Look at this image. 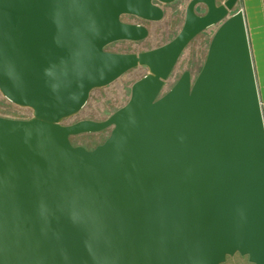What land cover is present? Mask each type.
Segmentation results:
<instances>
[{"label":"water","instance_id":"water-1","mask_svg":"<svg viewBox=\"0 0 264 264\" xmlns=\"http://www.w3.org/2000/svg\"><path fill=\"white\" fill-rule=\"evenodd\" d=\"M174 1L0 0V92L32 109L0 116V264H264V0H189L167 43L106 50L148 35L122 15L159 21ZM212 26L196 77L161 93ZM137 66L122 107L62 123Z\"/></svg>","mask_w":264,"mask_h":264},{"label":"rangeland","instance_id":"rangeland-1","mask_svg":"<svg viewBox=\"0 0 264 264\" xmlns=\"http://www.w3.org/2000/svg\"><path fill=\"white\" fill-rule=\"evenodd\" d=\"M189 0H175L172 3L162 5L164 16L159 21H146L132 15H122L125 22L143 24L148 29L146 38L139 41L120 40L106 46V50L113 52H140L158 47L171 40L181 29L185 6ZM220 1V0H219ZM199 14L205 12L204 5L196 8ZM215 26L206 29L196 35L184 48L161 93L166 92L185 70L189 71L194 79L200 71L206 57L210 38ZM147 68L137 66L123 73L110 84L93 89L89 97L78 113L63 119V124H71L82 119L104 120L114 111L122 107L130 97L131 85L147 73ZM32 115L29 107L14 104L0 92V116L14 119H27ZM111 127L94 133H81L70 137L73 145H81L92 149L102 143L109 135ZM223 264H251L246 256L238 253L228 256Z\"/></svg>","mask_w":264,"mask_h":264}]
</instances>
